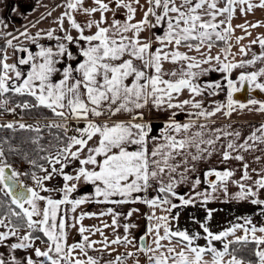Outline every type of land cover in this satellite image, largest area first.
Masks as SVG:
<instances>
[{
    "label": "snow or ice",
    "instance_id": "6c2138e0",
    "mask_svg": "<svg viewBox=\"0 0 264 264\" xmlns=\"http://www.w3.org/2000/svg\"><path fill=\"white\" fill-rule=\"evenodd\" d=\"M84 3L85 0H66L63 5L66 11L55 21L59 31L64 32L63 37H55V50L37 43L36 37L41 35L40 32L36 33V37L30 35L27 29L19 33L20 37L37 46L39 50L36 52L14 43L18 37L11 33L0 32V35L11 36L5 43L7 48L14 50V54L27 53L19 58L18 63H8L7 51L0 50V97L7 93L30 96L34 98V104L25 101L17 107H43L65 122L47 125L64 132L62 139L57 137L62 146L56 154L41 157L52 166L51 171L38 165L36 160L28 161L33 168L39 167L45 173L43 176L14 169L7 160L5 150L0 147V193L8 201L6 205L0 201V205L8 208V222L5 223V217H0V227L7 229L0 231V245L7 246L10 252L7 259L0 253V264H99L88 254V249H94L97 243H101L104 249L110 244L132 245L136 251H129L126 256L135 257L143 253L148 264H245L237 257L238 250L231 246L254 244L256 264H264V225L257 226L250 217H238L243 223H234L219 233L210 231L206 222L195 221L200 224L205 234L203 237L200 233L189 234L187 230L172 228L173 221L179 222V212L173 215L174 209L195 205L201 197L202 202L207 203L215 198L212 194L218 190L227 195L229 183L239 188L231 199L250 200L251 204L260 207L259 215L264 216V199L259 198L260 191L264 190V169H251L258 177L253 180L249 164L242 154L257 150V145H264V123L243 139L239 130H228L230 124L224 128H212L207 123L219 113L225 117L238 110L264 114V100L249 99L244 103L234 99V94L245 88L264 93V66L256 71H241L236 80L230 78L234 69H244L257 62L264 64V34L239 48L242 56H248L251 45L258 43L259 54L252 52L250 59L227 62L232 47L230 40L235 31L232 19L237 9L242 14L253 12L256 8L264 9V0H144L143 4L141 0H92L89 7H84ZM121 10L123 18H117ZM138 11H142V17L136 20ZM74 13H83L89 19L84 24L78 23ZM95 13H99L98 19L94 18ZM108 13L112 14L110 22ZM65 19L79 34L78 40L87 46L79 47L82 59L78 63L58 68L57 58L75 60L69 45L78 43L77 38L64 28ZM0 25L7 27L2 19ZM260 26L264 24L245 22L235 27L250 36L248 28ZM85 29L94 31L85 35ZM156 29H163L162 34L156 33ZM56 31L49 29L47 37L52 39ZM146 31L152 32V35L142 38L141 34ZM243 39V36L235 37L237 43ZM217 42L226 45L220 49L224 54L223 60L220 54L211 55V49ZM181 47L187 51H181ZM204 48L207 52L202 51ZM192 51L199 56L189 55ZM166 62L178 67L166 71ZM19 66H28L27 72ZM61 70L62 77L54 80ZM210 71L227 74L223 76L227 92L225 102L215 101L213 107L207 109L204 101L196 97L205 94L215 96L224 91L220 81L198 83L199 78ZM185 91L189 93V98L178 99ZM186 106L194 111H189V119L181 123L175 118L177 110L184 111ZM145 109L149 112L153 109L171 112L158 135L154 134L152 122L145 121ZM7 110L11 112L15 109ZM193 115L196 119L191 118ZM117 116L129 118L114 119ZM201 119L206 123H198ZM69 120L77 122L78 126L71 129L75 135H68ZM81 123L83 126H79ZM0 127L13 129L14 123ZM18 127L32 129L31 125L24 123H19ZM194 128L198 130L192 131ZM33 130L39 132L40 128ZM222 138L227 140L226 145H222V161H240V178L234 179L235 171L232 169L210 168L203 172V183L209 185L211 193L196 191L194 196L187 198L180 195L177 187L190 181L191 174L197 171V162L212 156ZM8 151L15 152L16 149L9 147ZM255 160L259 162L261 157L256 156ZM73 161L79 164L74 175L64 171ZM22 175H31L35 187L26 186L20 179ZM56 175L62 176L63 187H46L45 181ZM81 181L93 185L94 193L72 198L71 194ZM201 183V178L197 176L191 180L192 189ZM153 189L158 193L155 197L138 195ZM54 191L62 193L61 198L41 195V192ZM173 198L179 200V204L174 203ZM93 202L113 205L138 202L147 205L150 210L146 217L147 231L139 237L145 242L137 247L135 240L129 239L127 234L130 228L136 227L134 224L123 225L126 233L123 237L116 235L109 241L104 236V228L112 227L115 232L120 226L121 214L113 207L99 213L100 216L110 215L111 225L104 223L102 228H86L82 223L85 217L97 215L88 212L73 215L71 219L74 223L69 224V212L75 214L80 205ZM157 210L163 214L157 215ZM213 211L208 210L207 219L212 218ZM136 212L139 209H130L127 217ZM76 225H79L82 240L69 245L67 229ZM20 227L27 228L22 236L19 234ZM238 230L243 235L237 236ZM37 232L46 237V241L41 240L47 245L43 250L35 247V241L41 239L34 235ZM85 233H99L104 238L102 241L91 240ZM230 236L233 238L228 239ZM11 237H15L17 242L7 244ZM146 238H150L151 243H147ZM201 238L206 241L204 246L196 243ZM214 242H220L222 248L218 249ZM18 249H33L37 260L32 256L18 260L14 255ZM205 256L211 258L205 259ZM109 264H125V255H118L116 261ZM134 264H139V260H135Z\"/></svg>",
    "mask_w": 264,
    "mask_h": 264
},
{
    "label": "crops",
    "instance_id": "0c3cea01",
    "mask_svg": "<svg viewBox=\"0 0 264 264\" xmlns=\"http://www.w3.org/2000/svg\"><path fill=\"white\" fill-rule=\"evenodd\" d=\"M65 2L66 0H0V19H2L4 21V24L7 25L6 28L0 25V32L11 33L12 36L18 37V39L14 41V43H16L18 46L27 47L32 52H36L39 49L35 44H32L30 41H27L23 37H20L19 33L27 29L30 35L36 37V33L40 32L41 35L39 37H36L37 43L44 47H52L55 50L57 44V39L55 37L57 36L63 37L64 35V32L59 31L58 25L55 23V21L57 17H59L64 11H66V9L63 7ZM141 3L143 4L144 0H141ZM89 6H92V0H85L84 7H89ZM13 8H15L16 11H12ZM49 13H51V15H48ZM74 16L77 22L81 24H84L89 19V17L85 16L83 13H74ZM107 16L110 22L112 18V14L108 13ZM141 17H142V11H138L135 19L139 20ZM94 18L98 19L99 13H95ZM117 18H123L122 10ZM245 22H247L248 24H253L257 22H261L262 24H264V9L256 8L253 10V12L247 14H242L237 9V12L232 19V25L235 31L233 33L232 39L230 40L232 47H231V54L228 55L227 62L236 63L239 62L241 59H250L252 52H255L257 54H259L260 52V46L257 43L251 45V51L249 52L248 56H242L240 54L239 48L241 45H248L252 39H255L258 35L264 34V26H260L255 29L249 27L248 32L251 33L250 36L246 35L244 30L235 27L236 25L244 24ZM64 28L74 38H77L78 43H73L69 45V49L74 53L75 60H68L67 57L57 58L59 61L57 64L58 68H61V65L68 66L69 64L75 65L76 63H78L82 59V57H80L79 55V47L81 45L85 47L87 46L85 42L78 40L79 34L77 33L76 30L70 27L69 23L67 22V19H65ZM49 29H57L52 39H49L46 35ZM93 31L94 29L92 30L85 29V35L91 34V32ZM162 31L163 29L155 30V32L158 34H162ZM151 35L152 32L146 31L141 34V37L146 38ZM237 36H243L244 39L241 40L239 43H237L235 40V37ZM7 39H11V36L0 35V42L4 43L3 50L7 51L9 57L7 62L18 63L19 58L26 56L27 53L15 52L14 54V50L12 48L6 47L5 42ZM224 47H226V45L223 42L216 43V45L211 49V55L215 56L217 54H220L221 59L223 60L224 54L220 52V49ZM180 50L187 51V49L183 47H181ZM202 51L207 52V49L204 48L202 49ZM188 54L199 56V53H196L194 51L189 52ZM212 63L214 65L215 61H213ZM261 66H264V64L257 62L256 65L246 66L244 69H234L230 74V78L235 80L239 76V73L241 71H256ZM19 67H21L25 73L27 72L28 66H19ZM176 67H178V65H173L172 63L166 62L164 64V69L166 71H170ZM203 67H208V65H203ZM224 75L227 74L221 73L219 71H210L207 75L201 76L199 78L198 83H201L202 85L213 81H220L221 85L224 87V91H220L215 96H208L207 94H205L203 97H196V99H202L204 101L205 108L211 109L213 107V102L215 101L218 102L226 101L227 82L223 79ZM61 77H62V70L60 74L54 76V80H59ZM186 98H189V93H187L186 91L180 97H178V99L180 100ZM249 99L264 100V98H261L259 96H252V95L246 97L243 100L240 99L237 100L246 103L247 100ZM3 104L4 106H6L3 100H0V107L3 106ZM189 111H194V110H191L187 106L184 111L177 110V115L175 118L181 123L187 122V120L189 119V115H188ZM170 115L171 112H163L156 109H153L151 112H149L147 109H145L144 118L145 121L150 120L152 122L154 127V134L158 135L159 129L163 126V123L168 119ZM128 118L129 117L127 116H117L114 119H128ZM191 118L196 119L194 115ZM212 121H214V123ZM212 121H207V123H209L212 128H224L226 125L230 124L231 128H229L228 130L229 131L239 130L241 132V139H243L244 137L250 135V133L254 128H257L261 123H264V114L259 112H249L247 110H243V111L238 110L232 113L230 117H225L222 113H219L212 118ZM198 123H206V121L201 119L198 121ZM81 126H83L82 123ZM196 130L198 129L196 128L192 129V131H196ZM226 143L227 140L222 138V140L219 143H217L216 151L213 153L212 156L208 157L206 160L197 162V171L191 174L190 181L181 184L177 187L176 191L180 195H184L187 198L190 195L194 196L196 191H199L201 193L207 191L211 193V188L209 187V185L203 183V172L207 171L210 168H215L217 170L232 169L235 171L234 179L238 180L240 178V176L242 175V163L240 161H235V160H230L227 162L222 161V152H223L222 145H226ZM261 149H264V145H257V150L255 151L242 153L245 156V162L249 164V172L252 175L253 180H255L258 177L256 173L251 171V169L255 168L257 169V171L264 169V151H262ZM256 156L261 157V160L259 162L255 160ZM177 159L179 160L180 158ZM78 167H79L78 161H73V163L69 165L67 168H65L64 171L68 174L74 175L75 170ZM39 173L40 171H37L36 175H39ZM197 176L201 178L202 183L198 185L196 189H192L191 180H194ZM210 179H215V178L210 177ZM70 183H77V182L71 181ZM248 183L249 185H251V181H249ZM237 191H239L238 186L229 183L227 195H225V193L222 190H218L217 192L212 194L215 198L208 200L207 203H203L202 202L203 197H201V199L198 200L195 205H189L186 207H180L174 209L173 215L179 212V222L177 223L173 221L172 228L187 230L189 234L200 233L201 237H203L205 234L203 233V230L200 228V224L195 221H199L201 223L206 222L210 231H212L213 233H219L220 231H223L231 227V225L234 223H243L242 219L240 220L237 219L238 217L241 218L250 217L252 219V222L257 226L264 225V216L259 215V210H260L259 206L251 204L250 200L238 201L230 198ZM92 193H94V186L91 184H85L81 181L78 183L77 190L71 194V197L77 198L80 196L90 195ZM157 194L158 193L153 189L146 194L139 193L138 195L142 197L147 195L148 198H152L155 197ZM259 198L264 199V190L260 191ZM173 202L179 204V200L175 198H173ZM62 207L66 208L70 206H62ZM109 207L115 208V210L121 214L119 217L120 226L115 229V232L113 231L112 227L104 228L103 229L104 236L107 237L109 241L115 239L116 235H120L121 237H123L124 235H126V233L124 232L123 225L134 224L136 225V227L130 228L129 233L127 235L129 236V239L135 240L136 237V240L138 242L139 236L145 234L147 231L148 220L146 219V217L150 212L148 206L142 203L137 202V203H128L124 205H113L111 203H95V202L85 203L79 206L75 214L71 212L68 213V222L69 224L74 223V221L71 219L73 215L79 216L81 212H88V213H96L97 215L91 217H85L82 223L86 228H92V227L102 228L104 223L111 225L112 218L110 215H105V216L99 215L100 212L106 211L107 208ZM132 208L139 209V212L134 213L131 217H127V212ZM208 210H214L211 219H207ZM156 214L161 215L163 213L157 210ZM7 222L8 220L6 218L5 223ZM78 228L79 225H76V227H71L67 229L68 231L67 243L69 245L73 243H78L82 240ZM6 230L7 229L0 227V231H6ZM26 231H27L26 227H20L19 234L22 236L25 234ZM85 235H89L91 240H96V241H102L104 238L100 236L99 233H93V234L85 233ZM236 235L237 236L243 235V232L238 230L236 232ZM257 235H259V233H257ZM232 238L233 237L231 236L228 237V239H232ZM13 242H17V239L15 237L9 238L7 244H11ZM147 243H151L150 238H147ZM196 243L200 246H204L206 244V241L203 238H201L197 240ZM42 244H44L46 248L47 246L46 243H42ZM214 244L218 249L222 248V244L220 242H214ZM36 245L35 247H37ZM136 246L138 247L139 244L138 245L136 244ZM4 247L5 245H0V253H2ZM31 251L32 249H18L15 251V256L20 252L32 256ZM129 251L135 252L136 248L133 247L132 245L125 246L123 244L120 245L110 244L107 249H104L101 243H97L94 246V249H88V254L96 258L99 264H109L110 261L115 262L116 257L121 254L125 255V264H134V261L137 259L139 260V264H148L147 257L143 253H139L135 257H127L126 253ZM210 258H211L210 256H205V259H210ZM228 258L229 257H225V259ZM33 259L37 260L36 257H34ZM244 261L245 264H247L248 260H244ZM250 261L252 262V264H256V257H254V259Z\"/></svg>",
    "mask_w": 264,
    "mask_h": 264
},
{
    "label": "trees",
    "instance_id": "16d2710c",
    "mask_svg": "<svg viewBox=\"0 0 264 264\" xmlns=\"http://www.w3.org/2000/svg\"><path fill=\"white\" fill-rule=\"evenodd\" d=\"M220 43V42H217ZM3 42H0V50H3ZM2 55V52H0ZM3 97V96H2ZM0 97V98H2ZM3 101H6L8 104H22L27 101L30 104H34V98L30 96H20L14 95L12 93H7L2 98ZM19 115L22 117H51L55 116L53 113L43 107L40 108H30L23 109L20 107ZM7 124L6 122L0 123V125ZM48 124H39L38 126H32V129H20L18 124L14 125L13 129H7L0 127V147L5 150V154L9 163H22L23 164V172H27L31 174L32 172L40 171L39 167L33 168L31 164L28 163L29 160H36L38 165H43L47 162V160L41 159L43 156H48L49 152L55 149L57 146L61 147L60 140L64 137L63 130L57 127L49 128ZM76 125V124H75ZM39 127L40 131L36 132L33 129ZM7 143H4V141ZM38 141L34 143L33 141ZM9 147L16 149L15 152H9ZM43 149V151L41 150ZM26 179H31V175L24 176ZM0 201H4V205L8 203L7 198L0 193ZM4 205H0V217H7L8 208ZM15 207V206H12ZM36 236H40V240H46V237H43L42 233H34ZM232 248H236L237 256L244 260H252L254 259V244H249L247 246L242 244H234L231 246Z\"/></svg>",
    "mask_w": 264,
    "mask_h": 264
},
{
    "label": "rangeland",
    "instance_id": "374dc122",
    "mask_svg": "<svg viewBox=\"0 0 264 264\" xmlns=\"http://www.w3.org/2000/svg\"><path fill=\"white\" fill-rule=\"evenodd\" d=\"M237 79V78H236ZM235 79V80H236ZM251 94H249L250 96ZM253 96V95H252ZM4 98V96L2 97ZM2 98H0V100H2ZM5 102V101H3ZM6 106H1L0 107V123H9V122H13L14 125L16 124H19V123H24L25 125H31V126H38L39 124H43L45 123L47 120L44 119V118H41V117H34V118H30V117H22L19 115V109L20 107H17L18 104H15V103H12V104H8L7 102L5 103ZM15 109L14 111H8L7 109ZM30 120V122L28 123V121ZM70 123L72 125H74L75 127L78 126L76 122H74L73 120H69ZM64 121L62 120L61 121V124L63 123ZM60 123V122H59ZM76 125H75V124ZM81 126V124L79 125ZM71 136V135H69ZM62 146V145H61ZM60 148V146H57L55 149L51 150L49 152V155L51 156H54L57 152V150ZM48 155V156H49ZM12 164V167L20 172L23 171V164L22 163H10ZM43 167L48 169L49 171H51V165L48 163V161L43 164ZM55 167L59 168V165H55ZM36 173V172H35ZM45 173L44 172H41L39 173V175L37 176H43ZM20 179L23 181V183L26 185V186H29V187H35V184L34 182L32 181V179H26L23 175L20 177ZM45 186L46 187H49V188H55V189H60L63 187V178L62 176L60 175H56L54 176L51 180L49 181H45ZM39 190V189H37ZM41 195H45V196H52L53 198L55 199H59L61 198L62 196V193L58 192V191H54V192H51V193H47V192H41ZM43 206V204H41V207ZM78 238H79V235H78ZM138 238V237H137ZM38 242V243H37ZM135 242L136 244L138 245V242L136 240V237H135ZM37 243V245H36ZM35 245L37 247H40L42 250L45 248L44 244L41 243L40 239L39 240H36L35 241ZM2 253L4 254L5 256V259H7L10 255V252H9V249L7 246L4 247ZM31 254H32V257L34 258L35 255H34V251L32 249L31 251ZM15 255V253H14ZM26 256H29L28 254H24L23 252H20L18 254H16V258L18 260H23Z\"/></svg>",
    "mask_w": 264,
    "mask_h": 264
},
{
    "label": "water",
    "instance_id": "95a60500",
    "mask_svg": "<svg viewBox=\"0 0 264 264\" xmlns=\"http://www.w3.org/2000/svg\"><path fill=\"white\" fill-rule=\"evenodd\" d=\"M249 94L253 95V96H259L261 98H264V93H261L259 92V90H256V91H249L247 90V88L245 89H242L240 92L238 93H235L234 94V98L235 99H240V100H243L245 99L246 97L249 96ZM144 234L140 235L139 237L143 236ZM146 241H147V238H146ZM145 241H141L139 238H138V244H142L144 243Z\"/></svg>",
    "mask_w": 264,
    "mask_h": 264
},
{
    "label": "built area",
    "instance_id": "2783aa9c",
    "mask_svg": "<svg viewBox=\"0 0 264 264\" xmlns=\"http://www.w3.org/2000/svg\"><path fill=\"white\" fill-rule=\"evenodd\" d=\"M44 119L47 120V121L45 122V124H49V123L61 124V121H62L61 118L56 117V116L46 117V118H44ZM29 122H30V120L28 121V123H29ZM59 122H60V123H59ZM63 123H65V122H63ZM67 123H68V127H69V129H70L68 135H75V133H74L73 131H71V129L75 128V126L72 125V124L70 123V121H68ZM63 134H64V132H63Z\"/></svg>",
    "mask_w": 264,
    "mask_h": 264
}]
</instances>
